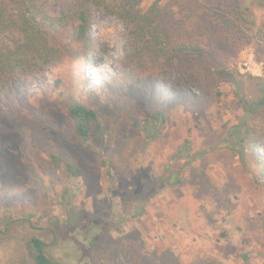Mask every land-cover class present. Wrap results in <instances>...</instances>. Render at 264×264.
<instances>
[{"label": "rangeland", "instance_id": "obj_1", "mask_svg": "<svg viewBox=\"0 0 264 264\" xmlns=\"http://www.w3.org/2000/svg\"><path fill=\"white\" fill-rule=\"evenodd\" d=\"M155 1L143 0V12ZM262 1L217 2L249 5L258 27L264 20ZM199 2L174 0L170 9L178 17ZM39 5L56 18L85 11L87 39L81 53L59 52L0 90V264H34L31 238L59 264H264V186L251 184L224 140L239 115L231 109L232 88L222 84L214 100L201 77L186 74L174 58L155 84L144 92L134 89L128 85L137 45L132 24L92 0H40ZM62 25L72 37L71 21ZM205 28L211 35L216 31ZM16 40L13 33L0 35L6 47ZM227 52L241 73L248 74L246 59L264 76V61L252 46ZM72 78L103 122L110 120L115 128L113 142L98 144L99 155L83 151L70 120L44 106ZM150 93L151 101L166 109L167 129L146 144L143 107ZM256 149L263 153L264 140ZM55 151L76 162L82 176L68 177L51 162L48 153ZM170 165L180 170L181 184L137 192L138 200L129 206V190L139 175L153 183L169 175ZM88 215H102L112 228L98 229Z\"/></svg>", "mask_w": 264, "mask_h": 264}, {"label": "trees", "instance_id": "obj_2", "mask_svg": "<svg viewBox=\"0 0 264 264\" xmlns=\"http://www.w3.org/2000/svg\"><path fill=\"white\" fill-rule=\"evenodd\" d=\"M39 1L0 0V35L17 36L10 47L0 43V90L23 80L38 62H48L59 52L74 56L77 50L81 53L85 48L89 23L86 12H70L65 18H56L40 8ZM92 1L98 9L134 27L137 45L128 74V85L134 89L144 92L146 86L155 84L174 58L186 74L191 72L201 77L202 85L214 100H218L222 84L232 88L231 109L239 115L226 130V149L243 166L252 185L264 186V151L260 154L256 149V143L264 140V76L241 73L231 64L227 52L229 47L238 51L252 46L257 59L264 61V20L257 27L253 10L241 2L219 4L218 0H200L197 6L176 17L170 9L174 0L165 5L156 0L146 12L141 7L143 0ZM258 6L264 8V1ZM67 20L73 24L72 37L62 25ZM209 25L216 30L212 35L205 28ZM65 84L60 97L48 98L44 106L60 111L70 120L74 140L83 151L99 155L98 144L113 142L115 128L110 120L103 122L97 108L85 100L74 78ZM151 95L143 107V116L148 121L143 125L146 144L158 140L167 129L166 109L157 101H151ZM186 151L185 157L189 154ZM48 157L51 162L60 164L68 177L82 176L81 167L60 152H49ZM194 158H197L196 153L190 162ZM167 173V177L153 183L139 175L135 187L129 190V206L138 200L137 192L147 193L153 188L162 189L163 185L181 184L179 169L173 171L170 165ZM88 216L98 229L112 228L102 215ZM27 245L35 250L34 264H59L47 259L40 240L31 238Z\"/></svg>", "mask_w": 264, "mask_h": 264}, {"label": "built area", "instance_id": "obj_3", "mask_svg": "<svg viewBox=\"0 0 264 264\" xmlns=\"http://www.w3.org/2000/svg\"><path fill=\"white\" fill-rule=\"evenodd\" d=\"M243 60H244L243 65L246 68L245 71L248 72V74H251L253 76H257L260 74V71H259L260 68L257 64L246 61V59H243ZM251 66H253V67H251Z\"/></svg>", "mask_w": 264, "mask_h": 264}]
</instances>
